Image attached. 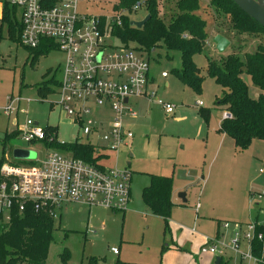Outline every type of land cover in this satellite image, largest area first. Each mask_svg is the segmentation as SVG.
<instances>
[{
  "label": "rangeland",
  "instance_id": "1",
  "mask_svg": "<svg viewBox=\"0 0 264 264\" xmlns=\"http://www.w3.org/2000/svg\"><path fill=\"white\" fill-rule=\"evenodd\" d=\"M142 1L145 5L130 16V22L142 21L149 15V1ZM199 1L197 15L206 21L208 37L202 53L194 57L204 78L201 93L194 92L177 77L175 72L182 69L181 53L162 47L149 54L136 44H130L140 56L149 60L151 76L157 81L164 72L169 74L166 82H160V96L164 102L176 106L180 117L166 116L155 104L143 102L138 106L140 117L128 126L136 137L131 150L134 159L129 168L133 172L131 206L126 213L79 205L65 208L60 219L54 220L53 243L45 264H64L63 255H68L67 264H116L117 261L125 264H216L213 255L201 254L204 236L214 237L219 224L224 222L249 223L257 217L264 219V174L261 173L264 170V141L255 140L247 150L240 151L230 138L223 141L227 144L222 149L221 137L213 135L210 142L207 140L208 133L214 132L222 119L217 102L223 97L222 88L207 76L208 62H220L229 55L245 59V55L255 53L259 46L264 47V32L256 27H252L251 33L237 32L231 23V11L210 6L211 0ZM157 4L159 19L169 27L178 13L177 0H158ZM120 5L121 0H81L80 11L91 16L109 17ZM225 5L232 8L226 2ZM12 19L20 21L19 15ZM1 24L0 158H4V163L36 165V159L42 161L51 151L70 155V149L77 143L95 150L105 148L104 132L87 139L80 124L71 121L55 105L58 100L55 95L43 98L39 94L42 84L45 83L47 88L51 79H60L66 61L64 53L52 49L33 63L34 53L11 40L8 25L2 24L1 29ZM217 35L231 42L224 54H219L213 44ZM107 44L124 45L116 37L107 40ZM242 78L254 98L258 91L246 71ZM17 99L21 100L16 104L18 113L6 115L4 109ZM200 102L204 104L201 108L198 107ZM202 111H209L208 123L202 117ZM28 120L42 128H53L51 132L57 141L67 146L44 151L42 145L26 144L18 138V130ZM109 123H105V128ZM13 134L17 137L10 140L4 152L2 141ZM20 150L32 151L34 158L17 159L16 152ZM127 158L125 153L119 160L113 157L108 167L114 168L117 160L120 168H127ZM151 175L174 179L177 205L168 230H165L164 221L153 216L143 201V190L150 185ZM180 195H185L186 203ZM8 223L9 216L6 215L5 224ZM195 223L198 235L191 232ZM112 248L120 249L121 255L114 256ZM224 262L231 264L227 257Z\"/></svg>",
  "mask_w": 264,
  "mask_h": 264
},
{
  "label": "built area",
  "instance_id": "2",
  "mask_svg": "<svg viewBox=\"0 0 264 264\" xmlns=\"http://www.w3.org/2000/svg\"><path fill=\"white\" fill-rule=\"evenodd\" d=\"M6 5L16 9L15 15L20 17L21 46L31 51L46 47L64 53L66 61L53 93L58 98L55 105L80 124L87 139L104 132L106 147L96 150L102 158L95 155L94 162L76 157L73 150L70 155L55 150L42 161L36 159V165L4 163L0 170V223L5 224L6 215L10 222L13 213L22 215L29 207L36 213L48 212L54 220L60 219L62 211L71 205L126 213L132 201L133 172L128 167L120 168L117 160L134 138L127 124L136 113L129 104L133 99H144L160 106L168 117L176 113V106L164 102L152 88L149 60L130 45L107 44V40L118 38L117 28L145 5L144 1L132 10L115 8L112 16L104 17L82 13L81 0H0V21ZM168 76L166 72L162 74L163 78ZM20 101H12L4 113H18L16 104ZM203 106L202 102L198 104L199 108ZM85 116L89 118L86 121ZM222 117L223 121L233 118L226 111ZM48 128L28 120L18 130V138L28 145H42L44 151L53 143L67 146L59 143ZM113 157L117 159L116 166L109 168ZM221 228V234L206 237L201 254L227 257L231 264H264V219L224 222ZM111 252L120 255L118 248Z\"/></svg>",
  "mask_w": 264,
  "mask_h": 264
},
{
  "label": "trees",
  "instance_id": "3",
  "mask_svg": "<svg viewBox=\"0 0 264 264\" xmlns=\"http://www.w3.org/2000/svg\"><path fill=\"white\" fill-rule=\"evenodd\" d=\"M142 0H121V5L116 9L132 10ZM148 14L150 20L142 29L131 26L129 18L124 19L123 26L117 28V37L126 45L136 44L140 50L149 54L165 47L168 51L179 52L182 55V69L176 71L179 80L196 93H201L204 78L196 67L194 57L201 54L207 44V23L197 13L200 10L199 0H177V15L168 27L157 15L158 0H148ZM225 2L232 7L225 5ZM210 6L226 10L232 16L231 23L237 32L251 33L252 27L264 32V28L252 18L244 14L230 0H211ZM17 10L6 5L2 24L8 25L10 39L20 44L21 27L16 17ZM16 22V24L14 23ZM1 24V29L3 25ZM34 53V62L43 55H47L50 49L43 47ZM247 75L259 93L256 99L250 96L249 87L244 81L243 74ZM207 76L214 79L223 90V97L217 106L224 112H229L233 118L224 120L219 131L234 141L237 149L247 150L253 141H264V47L259 46L253 54L245 55L241 59L237 55H229L220 62L209 61ZM46 88L44 84L39 89L43 98L54 93L58 82L53 78ZM202 117L208 123L209 111H202ZM49 133L53 128L47 129ZM15 134L2 141L3 151L8 148ZM51 147L60 149L57 143ZM69 149V148H67ZM70 150L76 157L94 162L96 150L92 147L75 145ZM98 159L102 156H98ZM4 164V158H0V170ZM148 187L143 190V201L153 216L162 219L165 230L169 229V223L174 210L172 193L174 179L171 177L152 175ZM55 231V221L48 212L36 213L32 207L19 215L13 213L8 224L0 223V264H45ZM68 255L62 256V262L67 264ZM93 263V262H91ZM97 264V263H95ZM116 264H125L117 261Z\"/></svg>",
  "mask_w": 264,
  "mask_h": 264
},
{
  "label": "water",
  "instance_id": "4",
  "mask_svg": "<svg viewBox=\"0 0 264 264\" xmlns=\"http://www.w3.org/2000/svg\"><path fill=\"white\" fill-rule=\"evenodd\" d=\"M234 3L244 14L252 18L256 23H258L261 27L264 28V0H230ZM151 16L148 15L142 21H134L131 22V25L136 29H142L147 22L150 20ZM213 44L216 47V50L219 54H224L228 48L231 46V42L222 35H217L214 40ZM16 158L21 160H32L34 155L32 151L28 150H20L16 152ZM180 198L185 200V195H180ZM221 260L217 259L216 264H220Z\"/></svg>",
  "mask_w": 264,
  "mask_h": 264
},
{
  "label": "crops",
  "instance_id": "5",
  "mask_svg": "<svg viewBox=\"0 0 264 264\" xmlns=\"http://www.w3.org/2000/svg\"><path fill=\"white\" fill-rule=\"evenodd\" d=\"M1 22V21H0ZM169 77L170 76H168L167 78H163L162 77V75H161V78H160V80L159 81H157L153 76H151V70H150V79H151V84H152V88H154V89H156L157 91H158V94H159V96H160V91H161V84L162 83H160V82H166L168 79H169ZM165 86L167 87L168 86V84H166L165 83ZM51 95H54V94H51ZM259 96V93L257 92L256 94H255V97L253 98V99H256L257 97ZM161 97V96H160ZM143 102H145V103H147V104H149V105H154V104H151V103H149L148 101H146V100H144V99H133V100H131V102H130V108L132 109V111L133 112H135L136 113V117L135 118H132V117H129L128 118V124H127V128H128V126L131 124V121H135V120H137L138 119V117H140L138 114V111H137V108H138V106H140V104L141 103H143ZM156 105V104H155ZM219 109H221V108H219ZM140 110V109H139ZM222 110V109H221ZM223 110H222V115H223ZM175 115H176V118H179L180 116H179V113L176 111V113H175ZM167 116V115H166ZM171 117V116H170ZM222 123H223V117H222V119H221V121H220V123H219V125H218V128L217 129H215V131L214 132H209L208 133V137H207V140L210 142V136H217V137H221L223 140H221L222 142H221V149L222 148H224V146L227 144V142H223V141H229L228 139H229V137L227 136V135H224V134H220L219 133V131H220V129H221V126H222ZM129 130H131L132 132H133V130L132 129H130V128H128ZM133 134H134V132H133ZM135 134H134V138H133V140L131 141V143H130V147H129V149H126V150H124V152L123 153H125V154H127V156H128V162L126 163V167H128V168H130L131 167V162H132V160L134 159V154L131 152V150H132V145H133V141L135 140ZM231 139V138H230ZM231 141H232V139H231ZM231 143V142H230ZM233 143H234V141H233ZM235 145V144H234ZM122 153V154H123ZM152 176V175H151ZM155 176H157V175H155ZM164 177V176H163ZM132 182H133V179H132ZM173 189H174V187H173ZM175 192H174V190H173V193H172V202L174 203V205H177L176 204V201H175ZM131 199H132V191H131ZM133 200V199H132ZM131 204H132V201H131ZM131 204H130V206H131ZM184 206V205H183ZM199 210V209H198ZM197 213H198V211H197ZM173 215V214H172ZM172 218V217H171ZM256 220H259V217H257L254 221H256ZM171 221V220H170ZM231 222H233V223H235V221H231ZM241 223H244V221H241ZM180 227H184V226H180ZM191 232L193 233V234H197L198 235V232H197V229H196V223H195V227H194V229H192L191 230ZM221 234L222 233V228H221V224H219V226H218V229H217V232L215 233V236H217L218 234ZM214 236V237H215ZM206 237H208V236H204L203 237V239H204V243H205V239H206ZM210 237V236H209ZM120 250V249H119ZM120 255H121V251H120ZM119 255V256H120ZM203 255V254H202ZM205 255V254H204ZM206 255H208V254H206ZM118 256V257H119ZM217 259H220L221 260V263L220 264H225V258L224 259H222V258H218V257H215V260H216V262H217Z\"/></svg>",
  "mask_w": 264,
  "mask_h": 264
}]
</instances>
